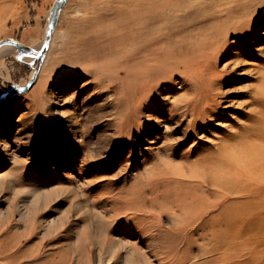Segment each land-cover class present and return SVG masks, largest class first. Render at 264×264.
Wrapping results in <instances>:
<instances>
[{"label": "rangeland", "instance_id": "374dc122", "mask_svg": "<svg viewBox=\"0 0 264 264\" xmlns=\"http://www.w3.org/2000/svg\"><path fill=\"white\" fill-rule=\"evenodd\" d=\"M48 48L0 101V264H264V0H68Z\"/></svg>", "mask_w": 264, "mask_h": 264}, {"label": "water", "instance_id": "95a60500", "mask_svg": "<svg viewBox=\"0 0 264 264\" xmlns=\"http://www.w3.org/2000/svg\"><path fill=\"white\" fill-rule=\"evenodd\" d=\"M67 0H54L51 8L49 10L48 13V20H47V25H46V30H45V36H44V41L42 43V46L39 50H34L31 49L30 47H28L27 45H24L16 40H14L11 37H7V38H3L0 40V47L3 45H8V46H12L15 48V53H16V59L18 61H20L21 63H23L27 68H29L30 70H32V76L29 79V81L23 85H11L9 86L3 93L0 94V101L5 99L9 94H19V93H23L26 90H28V88L30 87V85L32 84V82L34 81V78L38 72V69L42 63V60L44 58L47 46L49 44L51 35L54 31L59 13L61 11V9L63 8V6L65 5ZM31 57L34 60V66L31 67L29 64L24 63L21 59V57Z\"/></svg>", "mask_w": 264, "mask_h": 264}, {"label": "bare ground", "instance_id": "6f19581e", "mask_svg": "<svg viewBox=\"0 0 264 264\" xmlns=\"http://www.w3.org/2000/svg\"><path fill=\"white\" fill-rule=\"evenodd\" d=\"M68 1V0H67ZM66 1V2H67ZM185 1H187V2H194V3H196V1L197 0H185ZM66 4V3H65ZM64 7V6H63ZM51 8V7H50ZM50 10V9H49ZM62 10V9H61ZM61 12V11H60ZM48 13H49V11H48ZM59 16H60V13H59ZM58 16V17H59ZM47 20H48V14H47ZM46 25H47V21H46ZM45 30H46V26H45V28H44V30H43V34H42V37H41V41H40V43H39V46L36 48V49H34V50H39L40 48H41V46H42V43H43V41H44V36H45ZM53 34H54V31H53V33H52V35H51V38H50V41H49V44H48V46H50V43H51V41H52V37H53ZM48 46H47V49H46V52L48 51ZM45 52V55H44V58H45V56H46V53ZM10 53L12 54V56H14V58L16 59V53H15V48L14 47H12V46H8V45H3V46H1L0 47V59L2 58L3 59V57L4 56H6L7 57V55H10ZM44 58H43V60H44ZM21 59H22V61L24 62V63H27V64H29L31 67H33L32 65H31V63H30V61H31V59H33V58H31V57H21ZM17 60V59H16ZM42 60V61H43ZM18 61V60H17ZM20 62V61H19ZM21 63V62H20ZM35 63V62H34ZM23 64V63H22ZM24 65V64H23ZM41 66H42V63H41V65H40V67H39V69H38V72H37V74H36V76H35V78H34V80L36 79V77L38 76V74H39V71H40V68H41ZM33 73V72H32ZM34 82V81H33ZM32 82V83H33ZM32 85V84H31ZM30 85V86H31Z\"/></svg>", "mask_w": 264, "mask_h": 264}, {"label": "crops", "instance_id": "0c3cea01", "mask_svg": "<svg viewBox=\"0 0 264 264\" xmlns=\"http://www.w3.org/2000/svg\"><path fill=\"white\" fill-rule=\"evenodd\" d=\"M35 35L36 34H32V36L29 37V41L27 42V44L25 43L24 45L30 46L31 45V42H33V45H34L35 44V41H36Z\"/></svg>", "mask_w": 264, "mask_h": 264}]
</instances>
